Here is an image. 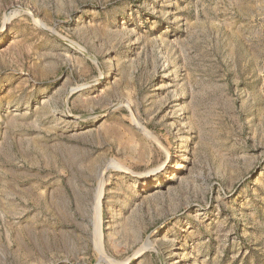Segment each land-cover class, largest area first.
I'll use <instances>...</instances> for the list:
<instances>
[{
    "label": "rangeland",
    "instance_id": "1",
    "mask_svg": "<svg viewBox=\"0 0 264 264\" xmlns=\"http://www.w3.org/2000/svg\"><path fill=\"white\" fill-rule=\"evenodd\" d=\"M0 264H264V0H0Z\"/></svg>",
    "mask_w": 264,
    "mask_h": 264
}]
</instances>
